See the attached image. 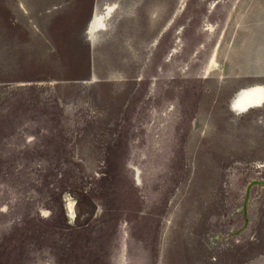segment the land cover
I'll list each match as a JSON object with an SVG mask.
<instances>
[{
  "label": "rangeland",
  "instance_id": "1",
  "mask_svg": "<svg viewBox=\"0 0 264 264\" xmlns=\"http://www.w3.org/2000/svg\"><path fill=\"white\" fill-rule=\"evenodd\" d=\"M255 84L264 0H0V264H264Z\"/></svg>",
  "mask_w": 264,
  "mask_h": 264
},
{
  "label": "bare ground",
  "instance_id": "2",
  "mask_svg": "<svg viewBox=\"0 0 264 264\" xmlns=\"http://www.w3.org/2000/svg\"><path fill=\"white\" fill-rule=\"evenodd\" d=\"M115 5H104L102 11L100 7H95V11L89 19L86 28V34L89 40H95L98 32L107 29V21L116 10ZM230 101L231 109L239 115L252 108L262 106L264 104V84H255V86L240 88Z\"/></svg>",
  "mask_w": 264,
  "mask_h": 264
},
{
  "label": "flooded vegetation",
  "instance_id": "3",
  "mask_svg": "<svg viewBox=\"0 0 264 264\" xmlns=\"http://www.w3.org/2000/svg\"><path fill=\"white\" fill-rule=\"evenodd\" d=\"M209 29H211V28H209ZM178 42H179V41L177 40V46H178ZM176 50H177V47L175 46V48L171 49V51H169V53H171V54H172V53H175ZM168 56H169V54H168ZM263 105H264V104H263ZM263 105H262V106H263ZM230 106H231V105H230ZM262 106H259V107H256V108H260V107H262ZM256 108H252V109H256ZM250 110H251V109H250ZM250 110H249V111H250ZM247 112H248V111H247ZM245 113H246V112H245ZM240 114H241V113H240ZM238 115H239V114H238Z\"/></svg>",
  "mask_w": 264,
  "mask_h": 264
}]
</instances>
